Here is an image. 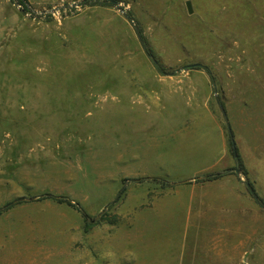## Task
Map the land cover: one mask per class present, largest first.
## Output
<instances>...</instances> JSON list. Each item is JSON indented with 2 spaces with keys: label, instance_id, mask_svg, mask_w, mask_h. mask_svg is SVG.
Returning a JSON list of instances; mask_svg holds the SVG:
<instances>
[{
  "label": "rangeland",
  "instance_id": "1",
  "mask_svg": "<svg viewBox=\"0 0 264 264\" xmlns=\"http://www.w3.org/2000/svg\"><path fill=\"white\" fill-rule=\"evenodd\" d=\"M25 1L28 11L0 0V197H19V163L33 161L27 193L60 191L100 221L89 230L91 264H264V217L249 218L246 235L196 236L187 197H144L152 185L120 169L152 164L175 141L193 152L197 138L183 133V121L204 110L203 100L225 125L231 104L256 94L260 103L264 0ZM244 181L264 198V182ZM82 212L47 228L31 264L69 263L64 227L85 223ZM79 237L72 264H81Z\"/></svg>",
  "mask_w": 264,
  "mask_h": 264
},
{
  "label": "crops",
  "instance_id": "2",
  "mask_svg": "<svg viewBox=\"0 0 264 264\" xmlns=\"http://www.w3.org/2000/svg\"><path fill=\"white\" fill-rule=\"evenodd\" d=\"M259 94L260 103L252 102L256 94L255 97L241 98L238 105L231 104L226 111L230 126H233L236 148L246 168V176L252 183H261L262 186L264 176L260 173L262 170L264 172V91ZM203 107L204 110L183 121V133L197 138L193 152L187 150L188 144L184 141H175L167 153L160 151L159 154H153L152 164L150 162L144 168L129 164L126 168L123 162L120 169L126 172L123 177H133L135 181L146 179L152 185L151 189L143 192L144 197H171L176 198V201L187 197L188 218L192 220L196 236L209 233L246 235L247 228L252 226L249 218L255 221L263 218L264 208L249 194L245 175L234 172L237 163L223 116L210 108L205 100ZM130 160H137V156L129 159V163ZM34 165L33 161L19 163V197H0V264H31L29 260L34 259L36 241L43 240L47 228L59 221L66 224L71 215L80 212L77 206L71 205L77 201L62 195L58 190L56 194L27 193L33 189L35 176L31 173ZM209 175L220 176L213 180H202ZM174 178L180 180L173 182ZM126 197H134L133 192ZM61 198L71 204L60 201ZM13 201L18 202L7 208L8 203ZM68 223L69 226L64 227L70 250L68 264H72L73 248L80 245L77 242L79 236L80 239L83 237L85 243L83 253H80V263H93L87 260L88 247L89 244L93 245V241L89 243L91 234L84 230L85 223L78 221L75 228ZM95 251H98L97 247ZM75 262L77 264L78 261ZM96 262L94 259V263L98 264Z\"/></svg>",
  "mask_w": 264,
  "mask_h": 264
},
{
  "label": "trees",
  "instance_id": "3",
  "mask_svg": "<svg viewBox=\"0 0 264 264\" xmlns=\"http://www.w3.org/2000/svg\"><path fill=\"white\" fill-rule=\"evenodd\" d=\"M18 4H19L22 8H24L25 11H28V8H27L26 1H25V0H18ZM85 4H86V5L89 4V6H111V5H112L111 2L101 1V0H95V1H94V0H89V1L87 0ZM49 17H51V16H49ZM136 34H137V37H138V40H139L141 46L143 47V49H144L145 53L148 55V57L152 60V62H153V64H154L155 68L157 69V71H158L160 74H162V75H166V74H167V73H166V69H165L164 65L162 64V62L160 61V59L158 58L156 52H155L154 49L152 48V46H151V44H150V42H149V40H148V37L146 36L144 30H142V28H136ZM189 68H190V69H199V70L202 69V68H204V69L207 71V73L210 74L208 68H207V67H204V66H202V65H191ZM212 80H213V78H212ZM225 128L227 129V132H228V135H229L230 147H231V150H232L233 155L235 156V160H236V163H237V169L241 170V172H242L244 175H246L247 172H246V170H245V168H244L243 162H242L241 157L239 156L238 150H237V148H236V144H235V141H234V134H233V132H232V130H231V127H230L229 124H226ZM235 150H236V152H235ZM219 176H220V175H215V176H214V175H209V176H206V177H205L204 179H202V180H204V181H206V180H207V181H208V180H213V179L218 178ZM248 184H249V185L251 186V188H252V192L250 191L251 195L255 198V200L257 201V203H258L261 207H264V200H263L261 197H259V196L257 195V193L255 192V189H254L253 186L250 184V182H249ZM249 190H250V189H249ZM124 193H125V189H123V191L120 193V195L118 196V198L114 201V203H116L117 200H119L121 197H123ZM47 196H49V197H54V196H52V195H47ZM59 200L62 201V202H68L69 204H71V202L68 201V200H66L65 198H61V199H59ZM16 202H18V201H13V202H11V203H8L7 208H8V207H11V206L14 205ZM71 205L74 206L75 204H71ZM75 206L78 207V205H75ZM78 209H79V207H78ZM79 210H80V209H79ZM80 212H82V211L80 210ZM82 214H83V216H84V221H85L84 230H85L86 232H89V230H90L93 226L99 224L100 221H98V220L96 221V219H95V220L92 219L91 217H89L87 214H85V213H83V212H82Z\"/></svg>",
  "mask_w": 264,
  "mask_h": 264
},
{
  "label": "water",
  "instance_id": "4",
  "mask_svg": "<svg viewBox=\"0 0 264 264\" xmlns=\"http://www.w3.org/2000/svg\"><path fill=\"white\" fill-rule=\"evenodd\" d=\"M112 3H114V1L112 2ZM187 7H188V10H189V13H192V7H191V3L190 2H187ZM235 152H236V150H235ZM234 171H235V173H237V174H240L241 173V170H239V169H234ZM247 187L250 189V191L252 192V188H251V186L249 185V184H247Z\"/></svg>",
  "mask_w": 264,
  "mask_h": 264
}]
</instances>
